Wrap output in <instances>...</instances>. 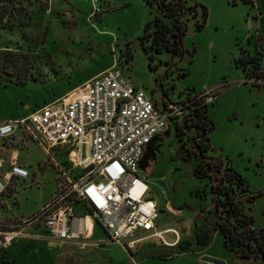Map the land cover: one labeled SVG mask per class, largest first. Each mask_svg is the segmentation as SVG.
Segmentation results:
<instances>
[{
    "label": "rangeland",
    "instance_id": "obj_1",
    "mask_svg": "<svg viewBox=\"0 0 264 264\" xmlns=\"http://www.w3.org/2000/svg\"><path fill=\"white\" fill-rule=\"evenodd\" d=\"M18 1L31 19L25 28L0 29V56L7 71L22 70L27 80L23 86L0 84V122L27 117L68 97L113 67L148 94L159 92L162 82L169 100L177 104L184 102L189 92L199 95L212 91L215 95L208 104V116L215 129L210 134L212 149L207 156L221 160L224 172H237L249 185L248 192L234 187L237 202L241 211L253 219L254 228L264 229V88L254 86L253 81L245 82L246 76L235 66L242 51L256 54L257 38L264 36V0H182L191 9L184 19L187 32L183 38L189 63L171 61L166 53L144 51L140 38L145 26L158 16L144 0ZM158 92L154 99L163 109ZM173 123L168 134L162 135L156 159H145L140 170L158 204L156 225L159 230L173 228L187 235L190 241H182L181 245L192 248L196 228L203 224L206 234L211 235L209 253L236 258L224 248L223 236L215 231L213 182L209 177L196 176L200 160L187 155L184 142L175 137ZM18 138V163L30 177L10 186L5 202L16 217L27 218L54 197L61 179L42 147ZM51 154L69 171L73 169L71 152ZM168 202L171 209L180 211L178 215L169 210ZM11 214L0 207L1 216ZM124 250L128 251L124 264H137L141 259L139 254ZM48 253L41 240L19 237L8 249V256H0V264H51ZM103 259L99 257L100 264H106ZM189 259L192 257L186 255L143 264H177ZM90 263V256H81L79 264Z\"/></svg>",
    "mask_w": 264,
    "mask_h": 264
},
{
    "label": "built area",
    "instance_id": "obj_2",
    "mask_svg": "<svg viewBox=\"0 0 264 264\" xmlns=\"http://www.w3.org/2000/svg\"><path fill=\"white\" fill-rule=\"evenodd\" d=\"M211 92L199 96L209 104L214 100ZM186 114L184 102L159 108L143 88L113 67L27 117L0 122V207L12 213L0 215V253L30 229H42L55 240L68 241L75 235H89L95 225L127 250L135 247L137 241H126L137 231L168 244L165 233L156 231L159 208L140 174V164L147 147L164 134L169 122L181 121ZM17 138L42 147L61 179L54 197L27 218L16 217L5 202L10 186L30 177L18 163ZM63 150L73 155L70 171L51 154ZM78 205L86 207L85 216L75 214ZM83 219L90 220L91 226L79 225L75 232ZM168 232L175 235L177 244L179 233Z\"/></svg>",
    "mask_w": 264,
    "mask_h": 264
},
{
    "label": "trees",
    "instance_id": "obj_3",
    "mask_svg": "<svg viewBox=\"0 0 264 264\" xmlns=\"http://www.w3.org/2000/svg\"><path fill=\"white\" fill-rule=\"evenodd\" d=\"M144 2L154 8L158 14L145 26L144 34L140 38L144 51L174 55L185 52L183 38L186 35L187 26L184 19L191 13V9L187 8L182 0H144ZM244 2L252 3V0H244ZM203 16L206 17V11ZM30 19L29 12L25 6L19 4L18 0H0V29L25 28ZM145 43L148 44L145 46ZM1 59L2 56H0V84L5 87L25 85L27 75L22 74V70L7 71L6 63H2ZM235 66L246 76L245 82L253 81L251 83L254 86L264 88V36L257 38L256 54L247 50L242 51L240 57L235 60ZM5 76L10 80H5ZM184 108L189 121L193 125L198 124L194 126L195 140L190 143L194 153L192 155H196L200 160L195 174L199 178L209 177L213 182L216 233L223 236L224 248L241 264H264V229L254 228L253 219L241 211L234 188L236 186L243 192H248L249 185L245 184L237 172H224L225 164L221 160L207 156L212 149L210 134L215 129V125L208 116V104L205 98L198 94L188 97L184 101ZM190 152L189 150L188 155L192 157ZM221 196L225 199L221 200ZM205 228L203 224L196 228L195 240L192 244V248L196 251L209 247L211 235L206 234ZM175 247L178 254L191 249L183 248L181 241ZM158 258L162 257L158 256ZM61 264H72V262L66 260Z\"/></svg>",
    "mask_w": 264,
    "mask_h": 264
},
{
    "label": "crops",
    "instance_id": "obj_4",
    "mask_svg": "<svg viewBox=\"0 0 264 264\" xmlns=\"http://www.w3.org/2000/svg\"><path fill=\"white\" fill-rule=\"evenodd\" d=\"M150 197L154 199L152 192L150 193ZM167 207H169V210L176 215L180 213V211L171 209V206H168V203H167ZM42 208L38 209L35 213H32L30 216L27 217H31L32 215L36 214ZM78 208H81L82 210L77 212L76 210ZM76 213H79L80 214L79 216H85L87 214V209L84 205H78L75 207V214ZM21 218H25V217L23 216ZM91 224H92L91 221L83 219L79 221L78 225L74 228V231L76 232L78 230L79 225L91 226ZM98 230L100 231L99 233ZM170 230H175L179 233V239L181 242L190 241L187 239V235L181 234L176 229L167 228L164 230H159L158 226L156 231L165 233L163 237L166 240V242L167 240L170 241L167 242L170 245H165V243L160 238L154 237L149 233H144L143 231H137L136 235L133 238H130L126 241V243L132 240L137 241L135 247L131 250V252L135 254H139V256H141V259H139L137 264H143V262L153 259H156L159 262L161 260L165 261L168 254H172L176 252L175 251L176 249L175 245L177 242L176 237L173 233L168 232ZM29 231L33 232L32 233L33 235H26L22 237L29 238L32 240L33 239L41 240L42 243L48 247V251H49L48 255L50 257L49 260L50 259L52 260L51 264H61L66 260L71 261L72 264H79V261L81 260V256L83 255L84 256L86 255L87 257L90 256V260H91L90 264H100L99 257L104 258L103 261L106 264H124V261L128 256V251L124 250V248L121 247L120 245L111 242L109 235L99 225H95L92 228L89 235L87 236L75 235L68 241L55 240L45 231L43 232L35 229H30ZM168 234H173L172 238H168L167 237ZM96 236H98V241H94V238ZM18 239H16L14 242H16ZM162 244L164 246H167L168 248L164 249L162 247L163 246ZM209 249L211 248H206L202 251H196L195 248H191L188 252L181 254H178L176 252L175 255L168 258L169 260H172L177 257H184L186 255H190L192 259L179 262L177 264H206L202 261L203 257L211 256V257L223 259L227 262V264H241L237 258H232L228 254H224V253H220V255H213L209 253ZM116 250H120L121 252L117 254ZM7 251L8 249L1 252L0 256H2L5 259L8 256ZM149 254H153V256H148ZM157 255L159 256L162 255L164 259L163 257L159 259Z\"/></svg>",
    "mask_w": 264,
    "mask_h": 264
},
{
    "label": "flooded vegetation",
    "instance_id": "obj_5",
    "mask_svg": "<svg viewBox=\"0 0 264 264\" xmlns=\"http://www.w3.org/2000/svg\"><path fill=\"white\" fill-rule=\"evenodd\" d=\"M161 54H163V53H161ZM168 55L170 57H172L173 60L174 59H179L180 62L189 63L188 60H187V58H186V52H181V53H179L177 55H174V54H168ZM164 80L165 79H163V81ZM157 92L158 91L153 90L151 93H149V94L147 93V94L153 99V101L159 107L158 101H156L154 99V96H155V94ZM159 92L161 93V100H162V103H163V109H165V108L168 109L171 106L177 107V106H179L180 104L183 103L182 102V103H178L177 104V103L171 102L169 100L168 92H166L164 90V87L162 85V82H160V85H159ZM194 95L195 94H192L191 92H189L188 95H187V98L188 97H193ZM186 99H185V101H186ZM189 120L190 119L188 118V116L185 115L181 121L180 120H177V119H174V120H171V121L174 122L173 125H174L175 137L179 141L184 142L185 146L187 147V148H185V151H186L187 155H188L189 150L191 151L190 154L192 155L194 153H193V150L190 147V143L191 142H194V140H195L194 137H195L196 130L194 129V126H197L198 124L193 125ZM171 121L169 122L168 127H169ZM168 127H167L166 131L164 132V134H166L168 132ZM161 138H162V136L157 137L156 138L157 140L156 141L153 140V142L150 143V145L147 147V149H146L145 152H147V154H148V156L150 158L156 159L157 154H158V145H159V142H160ZM193 156L196 157V155H192V157ZM189 157H191V156H189Z\"/></svg>",
    "mask_w": 264,
    "mask_h": 264
},
{
    "label": "water",
    "instance_id": "obj_6",
    "mask_svg": "<svg viewBox=\"0 0 264 264\" xmlns=\"http://www.w3.org/2000/svg\"><path fill=\"white\" fill-rule=\"evenodd\" d=\"M200 28H199V31H200ZM170 58H171V61H173V58L172 57H170ZM156 140L157 139L155 138L154 141H156ZM148 158H149V156H148L147 152H145L144 155H143V158L141 160L140 167H143V163H144L145 159H148ZM225 172H228V171H225ZM202 261L204 263H208V264H227V262L225 260L219 259V258H216V257H211V256L203 257Z\"/></svg>",
    "mask_w": 264,
    "mask_h": 264
},
{
    "label": "bare ground",
    "instance_id": "obj_7",
    "mask_svg": "<svg viewBox=\"0 0 264 264\" xmlns=\"http://www.w3.org/2000/svg\"><path fill=\"white\" fill-rule=\"evenodd\" d=\"M90 221V220H89Z\"/></svg>",
    "mask_w": 264,
    "mask_h": 264
}]
</instances>
